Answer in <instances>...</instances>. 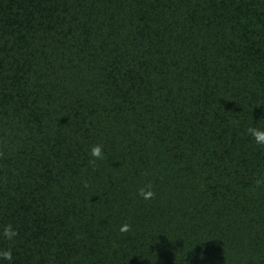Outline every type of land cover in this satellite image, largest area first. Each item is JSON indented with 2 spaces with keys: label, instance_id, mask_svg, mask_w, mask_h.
<instances>
[{
  "label": "trees",
  "instance_id": "16d2710c",
  "mask_svg": "<svg viewBox=\"0 0 264 264\" xmlns=\"http://www.w3.org/2000/svg\"><path fill=\"white\" fill-rule=\"evenodd\" d=\"M249 127L264 0H0L3 264H264Z\"/></svg>",
  "mask_w": 264,
  "mask_h": 264
},
{
  "label": "clouds",
  "instance_id": "9594fccd",
  "mask_svg": "<svg viewBox=\"0 0 264 264\" xmlns=\"http://www.w3.org/2000/svg\"><path fill=\"white\" fill-rule=\"evenodd\" d=\"M247 132L250 133L257 145L264 146V127H249ZM90 155L91 157L102 159V145H93L90 149ZM89 162L94 163L95 161L90 160ZM138 191L145 200L152 198L154 195L151 185H146L145 187L140 188ZM129 228L130 225L124 224L121 226L120 231H128ZM0 235L11 241L17 235V230L11 223H9L3 226V232L0 233ZM0 258H3L0 259V264H3V260H8L11 262L13 259L12 249L9 247L7 249L0 250Z\"/></svg>",
  "mask_w": 264,
  "mask_h": 264
}]
</instances>
